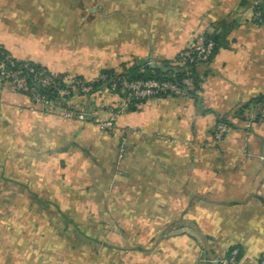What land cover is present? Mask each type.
Here are the masks:
<instances>
[{
  "label": "crops",
  "instance_id": "obj_1",
  "mask_svg": "<svg viewBox=\"0 0 264 264\" xmlns=\"http://www.w3.org/2000/svg\"><path fill=\"white\" fill-rule=\"evenodd\" d=\"M260 0H0V46L52 73L161 68L205 35L226 44L199 65L194 93L107 119L116 95L30 112L0 79V264H243L264 253V23ZM155 65V68L152 65ZM264 112V110H261ZM225 119L221 142L215 129Z\"/></svg>",
  "mask_w": 264,
  "mask_h": 264
},
{
  "label": "built area",
  "instance_id": "obj_2",
  "mask_svg": "<svg viewBox=\"0 0 264 264\" xmlns=\"http://www.w3.org/2000/svg\"><path fill=\"white\" fill-rule=\"evenodd\" d=\"M261 15L260 11L254 12L255 19H259ZM214 47V42L205 43L202 39L181 52L182 59L180 61L174 60V65L181 67H184L187 63H195L197 66L205 65L210 62ZM19 62L5 48L2 49L0 46V79L9 84L14 91L28 96L33 101L30 112L36 115H48L57 109H62L61 117L64 120L74 118L79 121H86L90 112L85 108L77 109L71 103V99L77 95L85 99L94 97L101 91H94V84L102 81L105 84L104 89L119 98L118 104L109 108L107 119L93 117L94 123L105 133H113L118 116L140 103L160 97L179 96L196 91L194 80L190 76L184 78L181 85L172 80H130L120 75L114 77L100 75L97 79L88 81L83 77L80 78V76L72 74L39 72L32 65L25 64L24 68H27L28 72L33 75V83L30 84L28 78L17 69ZM117 73L120 74V72ZM51 87H54L55 98H49L42 92V89ZM260 112L261 117L264 118V112ZM229 130L230 126L228 124L218 123L214 132L215 141L221 142ZM241 258L240 249L235 248L220 263L243 264ZM255 264H264V253Z\"/></svg>",
  "mask_w": 264,
  "mask_h": 264
},
{
  "label": "trees",
  "instance_id": "obj_3",
  "mask_svg": "<svg viewBox=\"0 0 264 264\" xmlns=\"http://www.w3.org/2000/svg\"><path fill=\"white\" fill-rule=\"evenodd\" d=\"M254 10L255 12L260 11L262 13L261 17L259 19H255V21L258 23H264V0H261L259 4L255 6ZM223 26H224V30L220 32H216L213 35H205V37L203 38L205 43H208L209 41H212L215 43L213 55L210 58V61L214 58L219 48L225 46L226 44V34H227L226 28H225L226 24L224 23ZM2 49L4 48L2 47ZM181 59H182V55L179 54L175 60L180 61ZM25 64L32 65L36 69V71H39V72L48 71L47 69L41 66H38L34 63H31V62H19L17 64V69L21 71L22 75L28 78V81L30 84L33 83V75L28 72L27 68H24ZM197 67L198 66L195 63L194 64L187 63L184 67H181V66L174 65V61H168V62L166 61L165 63H163L162 67L158 69H152L146 64L145 65L141 64L139 66H132V67L126 68L120 74L114 70H110V71H104L101 75H107L108 77H114V76L120 75V76H125L129 78L130 80H137V79L172 80L178 85H181V82L184 78H186L187 76H190L194 80L196 90H198L200 87V83L202 82V78L199 76L197 72ZM104 85L105 84L102 81L96 82L94 84V87H95L94 91H99V90L104 89L103 87ZM42 92L45 95H47L49 98H55L54 87L42 89ZM90 98L91 97H89V99ZM251 107H255V109L259 111L264 110V99L258 98V99L253 100L248 105L242 107L240 111L238 112V115L242 116V114L247 109H250ZM220 122H223L229 125V123L225 119H221ZM233 249H231L227 255H229V253ZM241 255L242 254L240 250V257Z\"/></svg>",
  "mask_w": 264,
  "mask_h": 264
},
{
  "label": "water",
  "instance_id": "obj_4",
  "mask_svg": "<svg viewBox=\"0 0 264 264\" xmlns=\"http://www.w3.org/2000/svg\"><path fill=\"white\" fill-rule=\"evenodd\" d=\"M152 67L155 68V65L153 64Z\"/></svg>",
  "mask_w": 264,
  "mask_h": 264
}]
</instances>
